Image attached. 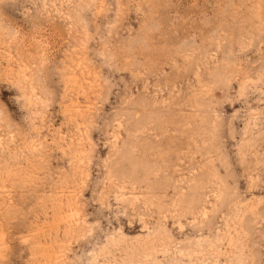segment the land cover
Returning a JSON list of instances; mask_svg holds the SVG:
<instances>
[{"label":"rangeland","instance_id":"rangeland-1","mask_svg":"<svg viewBox=\"0 0 264 264\" xmlns=\"http://www.w3.org/2000/svg\"><path fill=\"white\" fill-rule=\"evenodd\" d=\"M0 264H264V0H0Z\"/></svg>","mask_w":264,"mask_h":264}]
</instances>
